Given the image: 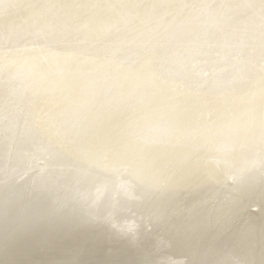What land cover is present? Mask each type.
Returning a JSON list of instances; mask_svg holds the SVG:
<instances>
[{
    "label": "bare ground",
    "instance_id": "obj_1",
    "mask_svg": "<svg viewBox=\"0 0 264 264\" xmlns=\"http://www.w3.org/2000/svg\"><path fill=\"white\" fill-rule=\"evenodd\" d=\"M34 2L0 0V230L4 182H23L16 172L6 173L9 155L21 175L48 169L67 172L70 181L77 166L90 167L95 158L87 155V145L72 143L77 130L102 113H126L134 143L163 141L170 151L150 171L129 159L116 162L120 172L100 173L113 222L138 227L141 216L153 210L136 199L138 180H163L169 161L184 160L211 179L182 192L176 210L198 197L228 204L259 259L264 231L259 10L205 7L237 0H40L50 6L17 7ZM66 3L84 7L60 6ZM9 125L15 136L6 132ZM111 233L106 225L84 234L83 258L136 259ZM64 258L62 251L29 252L0 243V260ZM184 261L181 250H174L170 264Z\"/></svg>",
    "mask_w": 264,
    "mask_h": 264
},
{
    "label": "snow or ice",
    "instance_id": "obj_2",
    "mask_svg": "<svg viewBox=\"0 0 264 264\" xmlns=\"http://www.w3.org/2000/svg\"><path fill=\"white\" fill-rule=\"evenodd\" d=\"M40 0L17 7L40 9L49 7ZM61 7H84L66 3ZM205 7H228L241 12L259 10L264 29V0H252ZM14 23V20H9ZM12 38L9 37V43ZM264 55V39H262ZM10 102V101H9ZM126 113L100 114L89 120L74 134L75 145H87L90 167L74 169L72 180L67 172L41 169L38 175H21L19 165L9 155L6 173L11 170L20 180L4 182L5 203L0 243L7 248L29 252L62 251L68 258L56 260H0V264H170L173 251L180 249L184 264H264V231L261 233L259 259L254 258L250 235L241 230L234 210L213 197H198L191 205L176 210L177 197L185 191H196L211 179L184 160L169 161L167 175L161 179H139L136 199L153 209L141 216L138 227H119L114 214L104 205L107 185L100 173L120 172L116 162L137 161L150 171L170 151L163 141L133 142ZM6 132L16 135L9 125ZM95 169V171L93 170ZM135 175L134 168H127ZM260 172L264 177V97L261 103ZM128 192L129 188L121 185ZM112 226V235L124 242L137 257L133 260L92 261L83 255L88 244L81 237L89 232ZM231 253V255H229ZM246 257V258H241Z\"/></svg>",
    "mask_w": 264,
    "mask_h": 264
},
{
    "label": "rangeland",
    "instance_id": "obj_3",
    "mask_svg": "<svg viewBox=\"0 0 264 264\" xmlns=\"http://www.w3.org/2000/svg\"><path fill=\"white\" fill-rule=\"evenodd\" d=\"M139 22H140V21H139ZM35 171H36L37 173H39V172H38V168H37ZM230 185H231V184H230ZM226 186H228V185L226 184Z\"/></svg>",
    "mask_w": 264,
    "mask_h": 264
}]
</instances>
